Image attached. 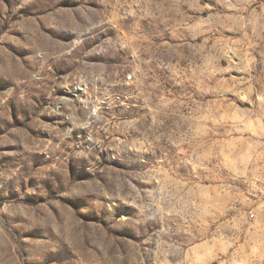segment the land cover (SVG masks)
Returning <instances> with one entry per match:
<instances>
[{
  "label": "rangeland",
  "instance_id": "obj_1",
  "mask_svg": "<svg viewBox=\"0 0 264 264\" xmlns=\"http://www.w3.org/2000/svg\"><path fill=\"white\" fill-rule=\"evenodd\" d=\"M0 264H264V0H0Z\"/></svg>",
  "mask_w": 264,
  "mask_h": 264
},
{
  "label": "built area",
  "instance_id": "obj_2",
  "mask_svg": "<svg viewBox=\"0 0 264 264\" xmlns=\"http://www.w3.org/2000/svg\"><path fill=\"white\" fill-rule=\"evenodd\" d=\"M127 79H128L129 81H131V80H132V76L129 75V76L127 77Z\"/></svg>",
  "mask_w": 264,
  "mask_h": 264
}]
</instances>
